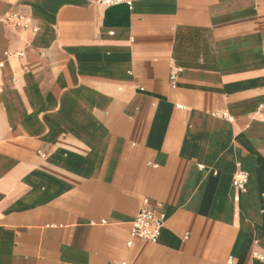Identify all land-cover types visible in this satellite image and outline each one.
I'll list each match as a JSON object with an SVG mask.
<instances>
[{
  "label": "crops",
  "instance_id": "obj_1",
  "mask_svg": "<svg viewBox=\"0 0 264 264\" xmlns=\"http://www.w3.org/2000/svg\"><path fill=\"white\" fill-rule=\"evenodd\" d=\"M0 264H264V0H0Z\"/></svg>",
  "mask_w": 264,
  "mask_h": 264
},
{
  "label": "built area",
  "instance_id": "obj_2",
  "mask_svg": "<svg viewBox=\"0 0 264 264\" xmlns=\"http://www.w3.org/2000/svg\"><path fill=\"white\" fill-rule=\"evenodd\" d=\"M134 1L135 0H92V2L99 3L106 7L117 4H126L131 6ZM4 20L13 24L15 27L31 28L33 31L37 30L36 26L28 23L26 16L22 13H12L6 16ZM10 53L11 52L8 51L6 52L7 55ZM176 72V69L170 70L169 80L172 87H174L176 83ZM247 180V172L240 168L238 164L237 169L234 171L232 176L233 185L238 187L240 190H244ZM142 203L143 206L131 223V234L132 236L139 237L147 241H156L166 219V213L163 210L162 203L159 201L150 203L147 198H144ZM128 244H130V242Z\"/></svg>",
  "mask_w": 264,
  "mask_h": 264
}]
</instances>
